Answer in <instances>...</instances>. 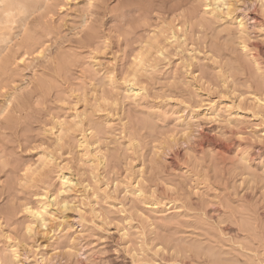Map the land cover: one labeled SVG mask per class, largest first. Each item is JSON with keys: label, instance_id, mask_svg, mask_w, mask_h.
<instances>
[{"label": "clouds", "instance_id": "obj_1", "mask_svg": "<svg viewBox=\"0 0 264 264\" xmlns=\"http://www.w3.org/2000/svg\"><path fill=\"white\" fill-rule=\"evenodd\" d=\"M0 264H264V0H0Z\"/></svg>", "mask_w": 264, "mask_h": 264}, {"label": "rangeland", "instance_id": "obj_2", "mask_svg": "<svg viewBox=\"0 0 264 264\" xmlns=\"http://www.w3.org/2000/svg\"><path fill=\"white\" fill-rule=\"evenodd\" d=\"M0 42H2V39H0Z\"/></svg>", "mask_w": 264, "mask_h": 264}]
</instances>
